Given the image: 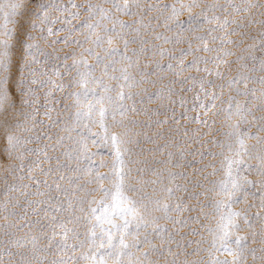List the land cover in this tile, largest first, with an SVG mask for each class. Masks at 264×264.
I'll return each instance as SVG.
<instances>
[{
	"label": "snow or ice",
	"instance_id": "1",
	"mask_svg": "<svg viewBox=\"0 0 264 264\" xmlns=\"http://www.w3.org/2000/svg\"><path fill=\"white\" fill-rule=\"evenodd\" d=\"M0 264H264V0H0Z\"/></svg>",
	"mask_w": 264,
	"mask_h": 264
},
{
	"label": "rangeland",
	"instance_id": "2",
	"mask_svg": "<svg viewBox=\"0 0 264 264\" xmlns=\"http://www.w3.org/2000/svg\"><path fill=\"white\" fill-rule=\"evenodd\" d=\"M77 2H82V0H77ZM166 2H171V0H166ZM125 19H127V18L125 17ZM181 19H186V15L183 16V17H181ZM57 27H59V25H57ZM60 35H61V36H64L65 33H60ZM57 47H64V46H63V45H58ZM72 47H74V46H72ZM189 59H190V58H189ZM230 59H233V58H230ZM192 75H197V73L193 72ZM217 83H220V81H217ZM225 94H227V89H225ZM187 95L191 96L190 93L187 94ZM150 107H155V105H150ZM138 118H139V119H146L145 117H138ZM210 118H211V117H210ZM222 120H223L222 117L217 118V123H216V125H215V127H214V129H213V133H211L208 137H206V139H211L213 134L215 135V137H216L217 139H222V138H223V137L220 135V132L216 131V129L226 130V129H222ZM190 127H196V125H191ZM203 130L206 131L207 129H203ZM137 131H149V134H151L150 130H147V129H137ZM249 143H255V141H249ZM142 146L145 147V148L153 147V145H151V144H143ZM197 147H198V145H196V144H192V145H190V148H197ZM206 147H207V146H206ZM93 150H95V149H93ZM212 150H213V151H217V152L220 151V149L215 148V147H213ZM145 155H146V156H149V158H150V154L145 153ZM98 159H99V158H98ZM189 159H197V160H198L199 157H198V156H197V157H191V156H190ZM208 159H211V158H208ZM208 159L205 160V163L208 162ZM213 162L218 164V163H219V158H218L216 161H213ZM253 163H254V161H253ZM194 167H200V165L197 164V165H194ZM100 171H101V172H106L107 169H106V168H101ZM188 171L191 172V169H188ZM252 178H255V177H252ZM96 195H97V197H99V193H97ZM253 211H255V209H253ZM185 231H186V230H185ZM190 239H198V237H190ZM193 247H195V245H193ZM189 251H191V249H189Z\"/></svg>",
	"mask_w": 264,
	"mask_h": 264
}]
</instances>
